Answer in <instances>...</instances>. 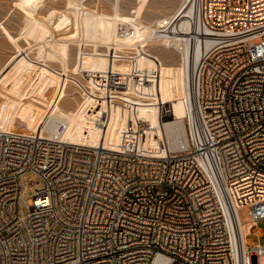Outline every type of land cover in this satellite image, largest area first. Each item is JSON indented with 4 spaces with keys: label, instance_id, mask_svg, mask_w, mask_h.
<instances>
[{
    "label": "built area",
    "instance_id": "obj_1",
    "mask_svg": "<svg viewBox=\"0 0 264 264\" xmlns=\"http://www.w3.org/2000/svg\"><path fill=\"white\" fill-rule=\"evenodd\" d=\"M193 3L212 45L191 72L174 147L158 134L155 148L146 144L151 125L138 107L158 102L161 75L149 55L124 73L84 70L90 105L78 142L61 138L66 122L52 137L0 127V264H263L264 245L246 234H264V0ZM157 105L162 118L173 114ZM114 113L126 126L110 148ZM28 171L40 180L24 182ZM241 207L252 219L244 231Z\"/></svg>",
    "mask_w": 264,
    "mask_h": 264
},
{
    "label": "rangeland",
    "instance_id": "obj_2",
    "mask_svg": "<svg viewBox=\"0 0 264 264\" xmlns=\"http://www.w3.org/2000/svg\"><path fill=\"white\" fill-rule=\"evenodd\" d=\"M245 1L235 0L240 5ZM182 2L183 0H0V127L33 133L29 127L40 123L55 106L73 111L78 117L86 114L90 99L84 90V70H103L110 65L108 40L112 37L108 18L117 15L122 19L121 22L118 21L120 32L123 19L140 22L144 25L145 32L126 37L121 33L117 37L113 35V39L119 44L112 60L114 69L120 73L127 72L131 59L136 55L154 56L161 62L158 102L142 103L138 107L140 116L151 125L146 144L155 148L157 140L154 135L162 136L159 124L161 112L157 103L171 104L173 114L167 118L183 119L185 125L187 122L184 102L179 100L178 95L183 88L180 53L161 40L153 39L152 32L157 28L156 21L172 16ZM99 10L102 18L104 17L100 25L98 19H95L96 11ZM28 19L48 21L51 27L36 30L28 24ZM131 26L130 23L125 25L128 29ZM106 34L110 37L107 38ZM119 35L125 41L118 39ZM38 38H56L57 46L49 47L48 50L53 57L40 54ZM148 64L151 65V62ZM166 107L168 108V104ZM125 126V117L114 113L109 123L108 141L113 142L116 137L118 143ZM177 130L178 135L174 133L176 138L180 134L178 131H181ZM72 136L81 138L82 134L73 132ZM39 180L38 174L33 171L23 175L24 182ZM35 188L36 185H32L25 189L24 213H28V206L32 205ZM239 217L245 227L252 221L246 207L239 209ZM258 226L264 231V222H260ZM256 228L255 226L253 230ZM246 236L251 246L264 245V234L260 237L251 232ZM262 263L264 264V257Z\"/></svg>",
    "mask_w": 264,
    "mask_h": 264
},
{
    "label": "bare ground",
    "instance_id": "obj_3",
    "mask_svg": "<svg viewBox=\"0 0 264 264\" xmlns=\"http://www.w3.org/2000/svg\"><path fill=\"white\" fill-rule=\"evenodd\" d=\"M96 14L97 15H95L96 16L95 19L96 20L98 19L97 22H99V25H100L103 23L104 17L102 18L100 10L99 12L96 11ZM108 19H109L108 25H109V28H111V37H112L110 38L111 40L110 39L108 40V46L110 48V55H111V61H110L111 63L108 66V68L114 69L112 60H114L113 57H114V54L117 48L119 47V44H118V41L116 42L113 39L114 37L113 35L116 36L118 33H121L122 35H125V37L129 35L133 36L137 33H141L142 31L145 32V30H144V25H141L140 22H136V21L134 22L131 19H123V24H122L123 28H122V31L120 32L118 30V21L121 22L122 19L120 20L117 17V15H114L112 18H108ZM129 23L132 26L131 28L128 29L126 28L127 26L125 27V25ZM28 24L33 26L34 29L35 28L36 30L38 29L39 31L45 28L49 29L51 27L48 21L40 22V21H32L28 19ZM156 27H157L156 29L152 30V32H154L153 39L161 40L163 43L168 44L170 47H173L176 51L180 53L181 60H182V66H183V70H182L183 75L181 77L182 82H183V88L182 90L178 92V95H179V100H182L184 102L183 104L186 109L185 111L186 116H188L189 110L191 108L190 106L191 91L189 93V85H190L189 80H190L191 72L194 69V67L197 65L201 57V54L204 52V50L208 49L212 45L211 39L202 38L199 36V33H201L202 28H201V25H199L198 21H196L195 19V8H194L193 0H183L182 4L177 8V10L174 12L172 16L158 19L156 21ZM98 29L100 28L98 27ZM28 33H30V31ZM120 35L118 39L124 40V38H121ZM105 36H108V34H106ZM109 37L110 36H108L107 38ZM38 39H39L38 41H40L39 42V47H40L39 51L41 50L40 54L41 55L45 54V56H48L47 54H49L50 57L51 56L53 57V54H51L50 51L48 52V50L50 48H54L55 46H57L56 40H55L56 38H52L51 40H47V39L45 40V38H38ZM159 119H160L159 124L161 127L162 136L166 137L171 147H174L176 143L178 142V140L180 139L179 137L181 135V132L185 131L184 127L186 128V125L184 124V122H182L183 119L181 120V119H175V118H162L161 114L159 115ZM60 122H66L67 124V129L61 138L69 142H78L80 139V136H78L79 138L76 136H72V133L73 132H79L81 134L83 133V129L85 127V122H86V114L82 115L81 117H78V115H76L73 111H67L61 107L55 106L52 112L48 113L40 121V123H36L34 126L29 127L33 133H27V134H42V135L52 137L54 136L55 129L58 123ZM178 128L181 131H178L179 130ZM10 130L15 131L13 129H10ZM175 130L180 132L177 138H176V135H174V133L176 132ZM16 132H19V131H16ZM22 133H26V132H22ZM108 135H109V126L104 134L105 143L110 148L116 147L117 145L116 137L113 138L114 140L112 139L113 142H109ZM241 227H242V230L244 231L243 223L241 224ZM153 264H167V261L161 257H158L157 259H155Z\"/></svg>",
    "mask_w": 264,
    "mask_h": 264
}]
</instances>
